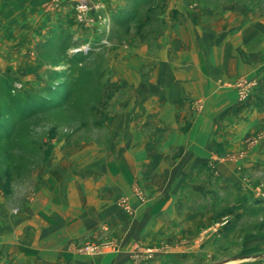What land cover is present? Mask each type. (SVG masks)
Segmentation results:
<instances>
[{"label":"rangeland","instance_id":"1","mask_svg":"<svg viewBox=\"0 0 264 264\" xmlns=\"http://www.w3.org/2000/svg\"><path fill=\"white\" fill-rule=\"evenodd\" d=\"M166 100L222 114L229 135L224 154L183 175L176 198L190 200L175 219L183 206L209 211L172 264H264L239 259L264 254V128H253L264 122V0H0V264L118 249L116 218L70 230L81 198L129 222L160 209L149 174ZM234 122L248 132L237 137ZM188 129L181 121L182 144ZM105 170L112 184L98 195ZM147 241L131 246L134 264L160 255V236Z\"/></svg>","mask_w":264,"mask_h":264},{"label":"crops","instance_id":"2","mask_svg":"<svg viewBox=\"0 0 264 264\" xmlns=\"http://www.w3.org/2000/svg\"><path fill=\"white\" fill-rule=\"evenodd\" d=\"M166 97L170 98V95H167ZM164 102H166V104L160 106V128H162L160 129V139H162V141H160V172L152 171V173L149 174L151 185L154 186L153 188H160V192H163L160 198H151L153 201L155 200L154 203H160V209L154 210V213L152 212L153 214L140 211L138 217L135 218L136 220L134 222H129L128 220H125L124 217H121V213L114 214L111 208V213L110 210L103 213L97 205L92 206L88 201V198H81L78 210L85 214L82 215L83 217L80 215L75 217H81V220L75 221V224H77V226L75 225L76 228H71L70 230L73 231L76 229L79 233L83 230L87 233V231H85L86 228L92 230L101 223L100 220L107 218V216L111 219L116 218L118 221L112 226L115 227L113 230L116 231V235L120 239L119 246H117L118 249L94 257H79L67 252L65 255L60 256L62 261L57 259L60 255L57 254L52 262L46 259L50 261L47 264H134L132 257L130 256V253L133 251L131 246L134 243L144 244V242L149 240L150 237L154 238L157 236H160V255L150 262H144L141 264H172L175 261L180 260L184 257V254L189 252L188 249L182 247V240L187 237L191 238L192 236H195L194 233H196L197 229L204 225L201 220L203 219L202 221H204V219L207 218V212L209 210H197L194 209V207L187 208L183 206L179 216L175 219L177 207H179L178 202L184 203L190 200V198H176V194L181 189L183 175L187 174V172L195 166L204 163L206 157L209 154H213V149L217 151L216 154H224L223 148L225 142L228 140V137H226V135H228V132H226L228 128L226 127V124L224 126L223 124L227 123L228 118L222 114L215 116L195 115L193 114L196 112L195 110L194 112H191L185 108L188 104L179 106L172 104L168 100ZM207 119L209 124L212 123L209 126L207 125ZM181 121L188 123L190 129V132L186 133L189 134L190 137L185 140V144H182L180 141L181 134L179 133L180 130H178ZM234 123L237 124L235 126L237 132L240 131V133L237 134V137L238 135L243 136V134L245 135L246 132H248V126H245L244 122ZM263 124L264 122L262 120V122L256 124L257 127L253 128L262 129L264 128ZM170 139H172L173 142H170ZM175 143L178 145V148H182L183 150L177 152L176 157L168 163L166 161L169 154L166 153V151L172 148V145ZM98 174L100 177L102 176L101 178H106L107 182L106 185L104 184L102 186L103 188L101 187L96 191L99 195L102 190H105L106 193V191L110 189L112 178L107 175L108 173L106 170L104 172L98 171L94 176ZM98 178L99 177H97V179ZM158 180H160V182H158ZM112 190H114V194L118 192L115 191V189ZM83 193L86 194L87 191L83 190ZM102 200H109V197L92 198V202L94 203L99 201L102 202ZM158 206L159 204L155 208ZM112 214H114V217ZM143 214L145 216L148 214L150 219L146 220L147 218H143ZM158 215H160V227H157L159 224L157 221ZM69 216L70 214L68 212L67 219H71ZM107 222L110 223L109 220ZM129 223H133V227L127 226ZM63 224L71 225L72 222L70 224L67 220V222H63ZM85 226L87 227L85 228ZM72 234L73 232H71V235ZM66 236L67 239H71L72 237L69 233L67 234L63 232L60 235L61 240ZM56 242L60 244L59 246H61V248L57 246L51 247L50 251L53 252L57 250L59 252L63 250L64 245H62L57 239L52 238V243ZM146 243H148V241ZM191 245L189 246V249L191 248ZM64 258L66 260H63Z\"/></svg>","mask_w":264,"mask_h":264},{"label":"built area","instance_id":"3","mask_svg":"<svg viewBox=\"0 0 264 264\" xmlns=\"http://www.w3.org/2000/svg\"><path fill=\"white\" fill-rule=\"evenodd\" d=\"M87 253H95L98 250V246L88 244L85 246Z\"/></svg>","mask_w":264,"mask_h":264},{"label":"water","instance_id":"4","mask_svg":"<svg viewBox=\"0 0 264 264\" xmlns=\"http://www.w3.org/2000/svg\"><path fill=\"white\" fill-rule=\"evenodd\" d=\"M239 259H260V260H263L264 259V254H261V255H252V256H246V257H242V258H239ZM236 260V259H234ZM227 262V261H226ZM225 263V262H224Z\"/></svg>","mask_w":264,"mask_h":264}]
</instances>
